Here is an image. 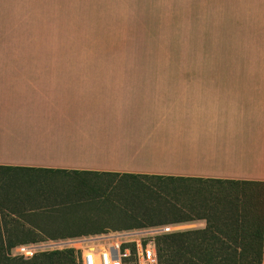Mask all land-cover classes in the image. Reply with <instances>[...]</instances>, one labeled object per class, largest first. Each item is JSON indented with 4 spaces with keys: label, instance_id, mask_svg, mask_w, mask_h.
Listing matches in <instances>:
<instances>
[{
    "label": "crops",
    "instance_id": "crops-1",
    "mask_svg": "<svg viewBox=\"0 0 264 264\" xmlns=\"http://www.w3.org/2000/svg\"><path fill=\"white\" fill-rule=\"evenodd\" d=\"M185 17L173 68L54 63V0H0V166L264 183V0Z\"/></svg>",
    "mask_w": 264,
    "mask_h": 264
},
{
    "label": "rangeland",
    "instance_id": "rangeland-1",
    "mask_svg": "<svg viewBox=\"0 0 264 264\" xmlns=\"http://www.w3.org/2000/svg\"><path fill=\"white\" fill-rule=\"evenodd\" d=\"M188 5L189 0H54L53 61L173 68L174 62L190 58L189 49L185 50L190 32L185 28L189 20L185 17ZM131 72L130 77H162L158 75L161 72H149V75H144L143 71ZM173 73L167 72V78L173 77ZM240 78H258L264 82V69L244 70ZM242 189V200L254 205L248 209L253 207L251 212H262L263 192L251 187L226 188L196 181L126 182L107 176L0 172L4 211L7 214L14 209L17 211L11 216L13 221L8 222V228L40 229L48 234L91 233L57 240L45 235L43 241L26 244L42 246L29 259L9 254L11 258L25 261L38 254L73 249L80 263L79 244L58 245L59 249L49 245L53 241L94 236L97 235L94 232L100 230L103 233L125 231L132 226L135 228L130 230L151 228L153 224L178 220L183 214L199 218L208 214L214 204L226 212L233 208L230 202L242 195ZM229 192L232 196L226 197ZM38 199L44 208L28 211ZM245 206L238 208L244 211ZM206 224L205 220H195L166 225H176L174 234L204 229Z\"/></svg>",
    "mask_w": 264,
    "mask_h": 264
},
{
    "label": "trees",
    "instance_id": "trees-1",
    "mask_svg": "<svg viewBox=\"0 0 264 264\" xmlns=\"http://www.w3.org/2000/svg\"><path fill=\"white\" fill-rule=\"evenodd\" d=\"M22 171L28 173H47L51 175L66 176H95V177H114L122 181H194L191 179L161 177L149 175L134 174H115V173H98L89 171H68L53 169H35L21 167H2L0 172ZM202 183L216 184L221 187L231 188H255V191L263 192L264 200V183L229 181V180H198ZM242 195H238L230 203L232 209L223 212L214 204L208 214L199 218L182 215L178 220L169 223L153 224L161 226L166 224H178L191 222L195 220H205L206 228L191 230L182 233H174L158 237L157 246L161 264H263L264 262V202L262 212H251L248 209L252 205L243 201ZM44 195H40L42 197ZM227 196H232L229 192ZM248 205V206H245ZM5 203L0 195V264H80L77 253L73 249L64 251H53L42 253L34 256L30 261L23 259L11 258L9 256L12 249L19 245H26L43 241L42 238L48 235L51 240L66 239L79 236H86L91 233H81L78 235L48 234L45 230L34 229L24 230L20 227L8 228V222L13 221L12 215L17 211L11 210L8 214L4 211ZM244 207V211L238 207ZM44 208L36 200V205L30 207L28 211H35ZM217 208V209H216ZM222 221H224L222 223ZM229 221V222H226ZM6 222V225H2ZM129 227L127 230L134 229ZM100 234L102 231H96ZM28 235V237H27Z\"/></svg>",
    "mask_w": 264,
    "mask_h": 264
},
{
    "label": "built area",
    "instance_id": "built-area-1",
    "mask_svg": "<svg viewBox=\"0 0 264 264\" xmlns=\"http://www.w3.org/2000/svg\"><path fill=\"white\" fill-rule=\"evenodd\" d=\"M174 226L108 231L79 240L53 241L49 246L59 249L58 245L79 244L80 264H161L157 239L173 234ZM39 248L42 246L19 245L12 249L10 256L29 259Z\"/></svg>",
    "mask_w": 264,
    "mask_h": 264
}]
</instances>
